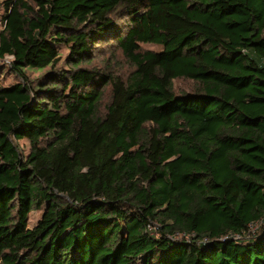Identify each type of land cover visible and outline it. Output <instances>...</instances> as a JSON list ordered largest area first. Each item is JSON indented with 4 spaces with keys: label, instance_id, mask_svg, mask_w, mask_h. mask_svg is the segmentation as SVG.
I'll list each match as a JSON object with an SVG mask.
<instances>
[{
    "label": "trees",
    "instance_id": "1",
    "mask_svg": "<svg viewBox=\"0 0 264 264\" xmlns=\"http://www.w3.org/2000/svg\"><path fill=\"white\" fill-rule=\"evenodd\" d=\"M0 23V264H264V0H0ZM109 42L126 78L89 67Z\"/></svg>",
    "mask_w": 264,
    "mask_h": 264
},
{
    "label": "rangeland",
    "instance_id": "2",
    "mask_svg": "<svg viewBox=\"0 0 264 264\" xmlns=\"http://www.w3.org/2000/svg\"><path fill=\"white\" fill-rule=\"evenodd\" d=\"M118 24H123L124 19H117ZM3 26L0 23V31L2 30ZM114 42L104 43L94 49V59L92 64L89 67L98 68L101 71H112L113 75L119 76L121 78H126L127 75L133 71V65L130 64L121 54V52L115 48ZM142 51H154L158 52L161 50L159 46L155 45H141ZM68 48L66 46L59 47V62L57 63L56 68L58 69H67L66 66V57L68 56ZM10 59L7 57L5 60L0 62V69H3L2 73L0 74V85L7 86L15 82V79L10 73L5 69L8 65V61ZM5 69V70H4ZM34 71L29 73V78H36L40 76L44 71ZM193 87V84L184 81V80H177L173 82V90L175 93H182V92H189ZM109 97V87L107 86L104 88V96L101 103V110L103 109L104 105H106ZM17 147L20 149L24 155L28 154L29 152V143L26 140H20L16 142ZM40 217V212H32L28 218V227L32 228L36 221Z\"/></svg>",
    "mask_w": 264,
    "mask_h": 264
}]
</instances>
